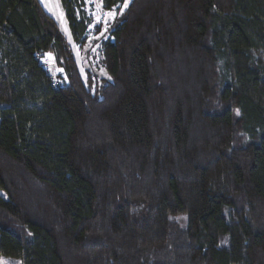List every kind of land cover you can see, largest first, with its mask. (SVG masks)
I'll return each instance as SVG.
<instances>
[{"label": "trees", "instance_id": "trees-1", "mask_svg": "<svg viewBox=\"0 0 264 264\" xmlns=\"http://www.w3.org/2000/svg\"><path fill=\"white\" fill-rule=\"evenodd\" d=\"M60 4L83 43L86 0ZM114 24L95 95L37 0H0V258L264 264V0H131Z\"/></svg>", "mask_w": 264, "mask_h": 264}, {"label": "rangeland", "instance_id": "rangeland-1", "mask_svg": "<svg viewBox=\"0 0 264 264\" xmlns=\"http://www.w3.org/2000/svg\"><path fill=\"white\" fill-rule=\"evenodd\" d=\"M130 1L125 0L121 6L106 11L102 9L100 0H86V7L92 16V21L88 26L85 40L83 43L77 44L71 37L60 0H37L42 10L57 24L65 39L72 59L71 63L75 65L79 76L87 84L86 87L95 95L104 86L107 78L103 66L102 43L109 37L110 31L115 25V20L127 8ZM40 62L59 84L68 81L63 68L56 63L52 53H45L40 57ZM1 162L5 163L2 159ZM0 195L6 198L5 192L1 190ZM177 219L181 224L184 223L182 216L177 217ZM0 262H4V264H22L20 258L11 257H1Z\"/></svg>", "mask_w": 264, "mask_h": 264}, {"label": "snow or ice", "instance_id": "snow-or-ice-1", "mask_svg": "<svg viewBox=\"0 0 264 264\" xmlns=\"http://www.w3.org/2000/svg\"><path fill=\"white\" fill-rule=\"evenodd\" d=\"M0 264H4V262H0Z\"/></svg>", "mask_w": 264, "mask_h": 264}]
</instances>
